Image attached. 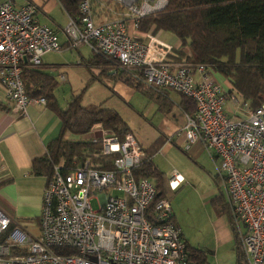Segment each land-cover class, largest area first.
I'll list each match as a JSON object with an SVG mask.
<instances>
[{
    "label": "built area",
    "instance_id": "1",
    "mask_svg": "<svg viewBox=\"0 0 264 264\" xmlns=\"http://www.w3.org/2000/svg\"><path fill=\"white\" fill-rule=\"evenodd\" d=\"M167 4L168 0H79L78 15H66L65 26L56 30L43 22L34 4L0 1L1 98L19 117L30 106L45 107L43 98L26 95L22 69L40 68L47 55L64 49L86 47L162 95L170 91L191 99L195 112L185 115L180 130L183 148L200 144L218 162L241 264H264V104L252 110L207 65L187 62L189 51L178 50L182 46L176 38L164 41L153 27L141 29L145 19L164 11ZM59 80L65 82L62 74ZM84 137L92 150L74 157L69 167L61 159L49 169L39 235L13 225L0 211V239L13 225L0 242V264H195L170 203L154 202V182L134 177L145 152L132 135L120 141L98 124ZM181 181L176 172L168 178L171 189ZM93 199L97 210L91 207ZM149 207L152 220L146 217ZM11 248L26 254L11 255Z\"/></svg>",
    "mask_w": 264,
    "mask_h": 264
},
{
    "label": "trees",
    "instance_id": "2",
    "mask_svg": "<svg viewBox=\"0 0 264 264\" xmlns=\"http://www.w3.org/2000/svg\"><path fill=\"white\" fill-rule=\"evenodd\" d=\"M56 1L67 16L78 15L79 0ZM152 27L154 33L163 31L174 36L182 47L188 49L187 62L207 65L217 76L229 82L243 100L249 102L252 110L264 104V0H168L164 11L145 19L141 29L148 31ZM80 64L91 73V80L85 89L94 82L108 87L103 78H110L154 103L162 115L173 107L168 97L170 91L162 95L146 87L139 79L119 70L118 64L112 60L92 54L87 60L81 59ZM57 67L58 65H52L49 68L42 66L33 69L25 66L21 71L26 95L34 99L43 98L45 106L60 121L58 136L48 143L41 158L31 162V174L45 179L49 176V169L61 159L65 160L69 167L74 157L81 158L84 151L93 149L92 145L85 141L65 139L67 133L71 137H84L98 124L114 133L120 141L130 133L127 124L115 111L100 105L83 106L82 93L73 97L65 108H61L53 94L57 86L53 71ZM92 69L99 70V74L94 75ZM111 72L114 74L110 75ZM173 94L180 98L178 107L182 112L193 116L194 102L185 96ZM168 141L175 146L173 138ZM157 149V144H154L144 150L145 159L133 174L136 179H149L154 182V202H170L177 190L171 189L166 175L152 161ZM109 162L106 165L108 169L112 167ZM210 205L215 215L227 216L234 238L236 264H241L242 252L235 238L222 192L210 201ZM146 217L152 220V207L148 208ZM12 228L13 225L1 237V243ZM184 242L189 260L195 264H206L205 253L191 247L187 241ZM10 254L25 255L26 251L11 248ZM67 254L72 253L66 251Z\"/></svg>",
    "mask_w": 264,
    "mask_h": 264
},
{
    "label": "crops",
    "instance_id": "3",
    "mask_svg": "<svg viewBox=\"0 0 264 264\" xmlns=\"http://www.w3.org/2000/svg\"><path fill=\"white\" fill-rule=\"evenodd\" d=\"M11 1L19 6L25 2L34 4L41 14L43 22L56 30H61L66 24H61L54 16L56 8L62 10L56 0ZM155 34H158L162 40L169 33L158 31ZM185 49L186 47H181L178 50L184 53ZM47 63L43 62V66L49 68L52 65H58L53 73L63 74L64 65L58 62L52 65ZM92 73L98 75L99 70L92 69ZM110 75H113L112 72ZM217 78L224 80L219 76ZM103 80L108 86L106 87L107 91L105 90L107 94L101 103L93 106L100 105L102 108L115 111L119 116V109L121 107L127 109L128 107L134 110L139 118L143 119V122L136 121L140 126L139 130L142 129L145 134L139 138L123 121L130 129L129 134L143 150L157 144L158 149L152 156V161L166 177L173 170L179 172L182 181L175 190L182 189V192L185 191L183 197L195 194L203 208H210V201L219 192L224 195L218 162L212 159L200 144L191 145L187 149L183 148L185 141L180 130L185 124V114L178 107L180 98L177 95L171 92L168 94L173 107L168 113L162 115L158 112L156 105L142 95L139 94L143 101H136L135 94L138 93L121 82H115L110 78H103ZM1 97L2 92L0 90V106L2 107L0 108V211L10 218L13 225H19L29 234L37 236L39 235V215L42 208L45 178L31 174V162L33 159L41 158L46 152L48 143L58 136L60 121L46 106H30L25 115L19 117L7 109ZM132 103H135V106ZM74 138L76 137H71L68 133L65 135L67 140ZM170 138H173L175 146L168 141ZM180 155L187 161H183ZM194 163L204 172L201 173L193 167L195 166ZM207 178L212 180L209 181ZM205 179L207 181H203ZM205 184H207V189L197 191L201 185ZM206 210V213L210 215L208 219H211L208 224V243L203 248L207 259H209L210 264H235L234 238L226 216L215 218L212 208ZM206 213L205 219L207 218ZM173 215L176 224L179 226L176 215L174 213ZM28 224L33 227V231L26 229Z\"/></svg>",
    "mask_w": 264,
    "mask_h": 264
},
{
    "label": "rangeland",
    "instance_id": "4",
    "mask_svg": "<svg viewBox=\"0 0 264 264\" xmlns=\"http://www.w3.org/2000/svg\"><path fill=\"white\" fill-rule=\"evenodd\" d=\"M54 16L57 20H59L61 24L66 23L67 17L60 8H56V11L54 12ZM170 39L174 40L175 37L170 34H167L164 38H162V40L164 41ZM91 55H92L91 52L86 47H82L78 50L64 49L60 53L50 54L43 59V62H48L47 64L49 65L56 64V62L64 65L62 70L63 72L62 75L64 76V78H66L65 82H60V80L58 81L57 76H59L60 74H58L57 72L53 73L57 82V86L53 91V94L58 105L61 108H65L67 104L73 99V97L81 93H82L81 103L83 106L99 104L102 102L101 100H103V98L106 96L107 92H105V90L107 88L98 82H94L90 84L87 87V89H85L87 83L91 80V73L85 68V66L81 65L80 62L81 59L82 60L89 59ZM179 55L181 57L184 56V54L181 52ZM219 80L222 81L220 78ZM140 97L141 96L139 94H135L136 101H140V102L143 101V98L141 99ZM132 104L134 105L135 103ZM119 113L122 119L128 124V126L134 132L135 136H137L138 138L140 136H145L143 130L142 129L139 130L140 126L136 122V121L143 122V119L139 118L138 114L134 110L128 107L127 109L124 108L122 109L121 107V109H119ZM72 140L86 141V137H76ZM183 156L187 158L186 155L183 154ZM183 156L180 155L181 159H183V161L186 162L187 160ZM187 165H191V164H187ZM193 167L201 171V173L204 172V170L196 166V164ZM173 172L179 173L178 171L173 170L171 171L167 179L172 175ZM207 179H209V181L212 180L211 178H207ZM207 179L203 181H207ZM203 189L204 190L207 189V184L201 185L199 189H197V191H201ZM181 190L182 189H178L175 197L170 200L169 203L171 205V209L177 217V221L179 224V228L181 229L183 239L187 241L191 247L205 253L203 248H205V246L208 243L207 240V238L209 237L208 224L211 220L208 219L210 215L206 213L207 212L206 209L210 210L212 206L210 205V208L209 207L203 208L201 202L198 201L195 194H189L183 197L185 191L182 192L183 190L182 191ZM115 195L120 196V193L116 192ZM90 204L93 210H97L98 208L97 199L91 200ZM212 211H213L212 213L215 214L213 208ZM205 213L207 214L206 219H205ZM219 217L221 216L215 215V218H219ZM26 229L30 231L34 230L33 227H31L29 224L26 225ZM229 232H231V230H229ZM207 258L208 257L206 255V264H210V261Z\"/></svg>",
    "mask_w": 264,
    "mask_h": 264
}]
</instances>
